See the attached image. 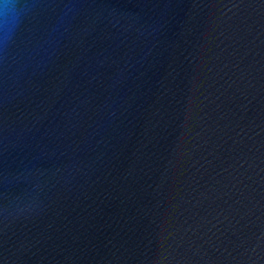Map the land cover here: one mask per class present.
Returning a JSON list of instances; mask_svg holds the SVG:
<instances>
[{"label":"water","instance_id":"water-1","mask_svg":"<svg viewBox=\"0 0 264 264\" xmlns=\"http://www.w3.org/2000/svg\"><path fill=\"white\" fill-rule=\"evenodd\" d=\"M0 264H264V0H0Z\"/></svg>","mask_w":264,"mask_h":264}]
</instances>
